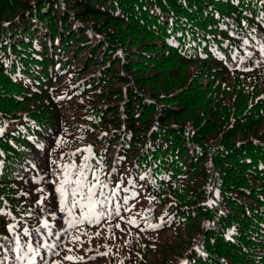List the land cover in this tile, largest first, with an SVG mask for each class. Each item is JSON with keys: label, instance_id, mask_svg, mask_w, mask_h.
Returning <instances> with one entry per match:
<instances>
[{"label": "trees", "instance_id": "1", "mask_svg": "<svg viewBox=\"0 0 264 264\" xmlns=\"http://www.w3.org/2000/svg\"><path fill=\"white\" fill-rule=\"evenodd\" d=\"M0 264H264V0H0Z\"/></svg>", "mask_w": 264, "mask_h": 264}, {"label": "snow or ice", "instance_id": "2", "mask_svg": "<svg viewBox=\"0 0 264 264\" xmlns=\"http://www.w3.org/2000/svg\"><path fill=\"white\" fill-rule=\"evenodd\" d=\"M247 43V41H245ZM87 157H85V164L81 166L70 165L66 166L65 169V179L58 187L57 191L61 196V203L64 205V208H61V211H68L69 215H72V210L80 207L86 209L85 214L81 217V222L85 219H89V217H94L95 221L99 223L100 217L103 215L101 212H96L95 209L97 205H101L104 201L93 199L97 193L96 189L99 186L101 189L106 188L107 185L103 184L98 175H93L92 179L89 180L87 176L86 169L89 168L87 165ZM73 169H75V179H72ZM87 189V191H85ZM69 194L72 199L70 201L69 207ZM103 195V193H101ZM118 213V209H117ZM91 222V220H89ZM131 223H135V221H130ZM118 226V225H117ZM99 235V233H97ZM74 239H79V237H75ZM66 259H73V257H66Z\"/></svg>", "mask_w": 264, "mask_h": 264}]
</instances>
